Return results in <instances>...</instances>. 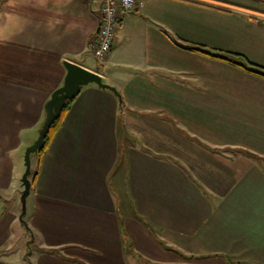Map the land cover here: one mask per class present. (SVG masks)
<instances>
[{"label":"crops","instance_id":"crops-1","mask_svg":"<svg viewBox=\"0 0 264 264\" xmlns=\"http://www.w3.org/2000/svg\"><path fill=\"white\" fill-rule=\"evenodd\" d=\"M99 9L0 0V264H18L25 152L65 63L97 70ZM254 51L264 0H137L111 89L81 90L37 166L31 264H264V76L219 58L264 68Z\"/></svg>","mask_w":264,"mask_h":264},{"label":"water","instance_id":"water-1","mask_svg":"<svg viewBox=\"0 0 264 264\" xmlns=\"http://www.w3.org/2000/svg\"><path fill=\"white\" fill-rule=\"evenodd\" d=\"M67 76L64 85L58 89L51 97L45 107L46 119L39 132L38 139L27 148L25 152L26 171L22 177L24 191L21 196L22 216L20 220L23 222V217L27 212V199L31 193L32 183L29 179L32 172L31 158L45 147V140L51 130V127L61 117L63 110L67 105L73 102L80 94L81 90L90 84H96L103 89H111L103 82L102 77L92 71H89L75 63L66 62Z\"/></svg>","mask_w":264,"mask_h":264},{"label":"built area","instance_id":"built-area-1","mask_svg":"<svg viewBox=\"0 0 264 264\" xmlns=\"http://www.w3.org/2000/svg\"><path fill=\"white\" fill-rule=\"evenodd\" d=\"M100 5V20L97 33V44L94 57L97 70L101 76L105 69L106 58L112 50L115 38L121 28L124 18L135 10L137 0H97Z\"/></svg>","mask_w":264,"mask_h":264},{"label":"rangeland","instance_id":"rangeland-1","mask_svg":"<svg viewBox=\"0 0 264 264\" xmlns=\"http://www.w3.org/2000/svg\"><path fill=\"white\" fill-rule=\"evenodd\" d=\"M258 54L260 55L261 53H263L262 51H254V54ZM262 56L261 59L262 61H264V55H260ZM226 57H229L231 58L230 56H226ZM232 59V58H231ZM233 60V59H232ZM241 63H243L244 65H248L250 64V62L246 61V59H242L241 60ZM37 161H38V158L36 156L33 157V167H32V171L35 173L36 169H37ZM26 171V170H25ZM34 173L32 174L31 172V175L29 177L31 183H32V178H33V175ZM32 189L31 188V192H32ZM23 191H24V186H23ZM22 191V192H23ZM21 212H20V215L22 216V203H21V207L19 209ZM20 216V217H21ZM26 216H27V212L26 214L24 215V219L26 220ZM18 228H21V232L19 233V239H18V243L17 245H15V255H16V262L18 264H29L27 258L30 257V254L31 252H33L34 250H37L38 248V244H37V241H36V237L33 235V233H29L27 231V226L24 225L22 222L20 223L19 222V226ZM29 253V254H28ZM29 256H28V255ZM193 262L192 263H199L201 262L199 259L197 258H192ZM30 261V260H29Z\"/></svg>","mask_w":264,"mask_h":264},{"label":"trees","instance_id":"trees-1","mask_svg":"<svg viewBox=\"0 0 264 264\" xmlns=\"http://www.w3.org/2000/svg\"><path fill=\"white\" fill-rule=\"evenodd\" d=\"M190 49H192L194 51H200V52L206 53V52H204L203 50H201L199 48H190ZM208 55L214 56L212 54H208ZM214 57H218V56H214ZM219 58L224 59V60L230 62L231 64L240 66V67L244 68L245 70H247L248 72H251V73H255V74L264 76V68H262V67H259V66L253 65V64H249V66L248 65H242V64H239L236 61H234L231 58L226 57V56H222V57H219ZM71 104H72V102L67 105V107L63 110L61 117L51 127V130H50V132H49V134H48V136H47V138L45 140V147H44V149L40 150L37 154L32 155V157L36 156L38 158V164L42 160V158L44 157L46 151L48 150V148H49V146L51 144V142L53 141V139L56 137L58 131L60 130L61 125H62L63 120H64V117L67 114V112L69 111V109L71 107ZM247 155L250 156V157H256V156H254L252 154H249V153ZM38 164H37V166H38ZM33 173L34 172L32 171V174ZM38 175H39V167H37V169H36V171H35V173L33 175V178H32V188L35 186L36 179H37ZM23 223L26 225L24 217H23ZM27 260H28L29 264H31V262L29 261V257L27 258Z\"/></svg>","mask_w":264,"mask_h":264}]
</instances>
